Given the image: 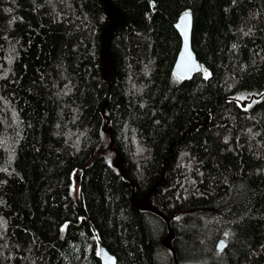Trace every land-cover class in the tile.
<instances>
[{
    "label": "trees",
    "instance_id": "1",
    "mask_svg": "<svg viewBox=\"0 0 264 264\" xmlns=\"http://www.w3.org/2000/svg\"><path fill=\"white\" fill-rule=\"evenodd\" d=\"M100 245L264 264V0H0V264H100Z\"/></svg>",
    "mask_w": 264,
    "mask_h": 264
},
{
    "label": "water",
    "instance_id": "2",
    "mask_svg": "<svg viewBox=\"0 0 264 264\" xmlns=\"http://www.w3.org/2000/svg\"><path fill=\"white\" fill-rule=\"evenodd\" d=\"M192 24L193 16L190 12L180 14L173 23V27L180 37V47L176 54L172 71L174 76L181 81L190 80L201 70L200 63L191 46ZM225 246L226 242L224 239H219L216 242V249L218 251H223ZM97 258L100 264H117L116 256L103 245L98 247Z\"/></svg>",
    "mask_w": 264,
    "mask_h": 264
},
{
    "label": "rangeland",
    "instance_id": "3",
    "mask_svg": "<svg viewBox=\"0 0 264 264\" xmlns=\"http://www.w3.org/2000/svg\"><path fill=\"white\" fill-rule=\"evenodd\" d=\"M72 193L74 196L79 195V178L78 177L72 186Z\"/></svg>",
    "mask_w": 264,
    "mask_h": 264
}]
</instances>
